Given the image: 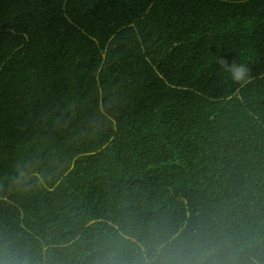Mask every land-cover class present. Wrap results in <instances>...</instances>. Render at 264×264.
I'll list each match as a JSON object with an SVG mask.
<instances>
[{"label":"trees","instance_id":"1","mask_svg":"<svg viewBox=\"0 0 264 264\" xmlns=\"http://www.w3.org/2000/svg\"><path fill=\"white\" fill-rule=\"evenodd\" d=\"M169 223L264 236V0H0V226L83 264Z\"/></svg>","mask_w":264,"mask_h":264},{"label":"clouds","instance_id":"2","mask_svg":"<svg viewBox=\"0 0 264 264\" xmlns=\"http://www.w3.org/2000/svg\"><path fill=\"white\" fill-rule=\"evenodd\" d=\"M217 63L236 84L252 79L253 70L246 63L224 57H218ZM0 264H56V260L46 245L3 225ZM83 264H264V236L227 224L169 223L147 231L126 226L115 235H102Z\"/></svg>","mask_w":264,"mask_h":264}]
</instances>
